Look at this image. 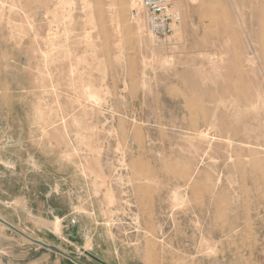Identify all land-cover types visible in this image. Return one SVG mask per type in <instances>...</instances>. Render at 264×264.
Listing matches in <instances>:
<instances>
[{
    "label": "rangeland",
    "instance_id": "rangeland-1",
    "mask_svg": "<svg viewBox=\"0 0 264 264\" xmlns=\"http://www.w3.org/2000/svg\"><path fill=\"white\" fill-rule=\"evenodd\" d=\"M29 1L0 5V228L55 247L72 200L96 264H264V0H170L153 50L139 0Z\"/></svg>",
    "mask_w": 264,
    "mask_h": 264
},
{
    "label": "crops",
    "instance_id": "crops-1",
    "mask_svg": "<svg viewBox=\"0 0 264 264\" xmlns=\"http://www.w3.org/2000/svg\"><path fill=\"white\" fill-rule=\"evenodd\" d=\"M76 204L71 200L70 211L60 215L64 219L68 217L73 220L76 219V224L73 226L70 225L67 231L64 229L59 236L53 231H50L46 234L49 238L47 242H50V244L54 243L57 249L71 255L79 263L91 264L90 262L93 260L86 255V252L90 251L88 249L89 244H91V247L93 244V218L88 219L85 215L77 213L75 211ZM47 207L50 208L49 206ZM88 240H90L89 244ZM33 248L30 245L24 244L18 238V235L8 234L0 228V264H76L70 259L56 253L44 250L41 252L40 248L37 250ZM93 264H96V262L93 261Z\"/></svg>",
    "mask_w": 264,
    "mask_h": 264
},
{
    "label": "built area",
    "instance_id": "built-area-1",
    "mask_svg": "<svg viewBox=\"0 0 264 264\" xmlns=\"http://www.w3.org/2000/svg\"><path fill=\"white\" fill-rule=\"evenodd\" d=\"M192 5L197 0H189ZM146 26L158 44L168 45L180 17L172 12L170 0H139Z\"/></svg>",
    "mask_w": 264,
    "mask_h": 264
},
{
    "label": "bare ground",
    "instance_id": "bare-ground-1",
    "mask_svg": "<svg viewBox=\"0 0 264 264\" xmlns=\"http://www.w3.org/2000/svg\"><path fill=\"white\" fill-rule=\"evenodd\" d=\"M14 1L15 0H11L10 2H6L5 0H0V5H4V3H8V4H10V10H13L14 8H16V5H15V3H14ZM39 1V0H38ZM25 6H30V1L29 0H26V4H25ZM132 8H137L138 6H137V4L135 3V0H132L131 1V5H130ZM89 7V6H88ZM176 5L175 4H173V6H172V12L174 13V14H176V15H179V12L177 11V9H176ZM130 8V7H129ZM3 9V8H2ZM133 10V9H132ZM25 14V16H26V19L27 20H29V18H30V16H27V14L26 13H24ZM136 25H135V32H136V37H137V39H138V41H139V43L140 44H142V45H145L146 47H149V48H151L152 50H153V48L154 47H156V46H159L158 45V43H157V41H156V39L151 35V33L148 31V34L147 33H145V31H144V28H143V26H142V24L139 22V20L138 19H136ZM27 23H31L30 21L29 22H27ZM88 32V31H87ZM87 35V34H86ZM97 39H98V37H97ZM84 42V41H83ZM93 42V41H92ZM91 42V43H92ZM85 43V42H84ZM86 44V43H85ZM93 48V47H92ZM96 48V47H95ZM42 58V57H41ZM93 59V58H92ZM43 60L45 61V62H50L51 61V58H50V54H49V52L48 53H46L44 56H43ZM169 61V60H168ZM42 66V65H41ZM75 68H76V66H75ZM74 70V69H73ZM80 71V70H79ZM76 123H77V121H75ZM92 151V150H91ZM103 172V171H102ZM100 181V180H99ZM104 196V195H103ZM105 196H106V199H107V201L108 202H111L112 201V196H111V194L109 193V192H107L106 194H105ZM77 208V212L78 213H85V211H86V209L84 210V208H83V206L82 205H79L78 207H76ZM88 216V215H87ZM86 216V217H87ZM90 217V216H89ZM90 237V236H89ZM89 239V238H88ZM89 241L90 240H88V244H89ZM87 243V242H86Z\"/></svg>",
    "mask_w": 264,
    "mask_h": 264
},
{
    "label": "water",
    "instance_id": "water-1",
    "mask_svg": "<svg viewBox=\"0 0 264 264\" xmlns=\"http://www.w3.org/2000/svg\"><path fill=\"white\" fill-rule=\"evenodd\" d=\"M0 222L4 224V222H3L2 220H0ZM10 229H12V230H13L14 232H16L18 235L22 236L23 238H25V239L31 241L32 243H34V244H36V245H38V246H40V247L46 248V249L51 250V251H53L54 253H56V254H58V255H60V256H63V257H65V258H68V259H70L71 261H73V262L76 263V264H81V263H79L78 261H76L71 255L62 252L61 250H59V249H57V248H55V247L48 246V245H45V244H43V243H41V242H39V241H37V240L30 239L29 237H27V236L24 235L23 233H21V232H17V231L14 230L13 228H10ZM86 255H87L89 258H91L92 260L101 263V261H100L97 257L93 256V255L90 254L89 252H86Z\"/></svg>",
    "mask_w": 264,
    "mask_h": 264
}]
</instances>
